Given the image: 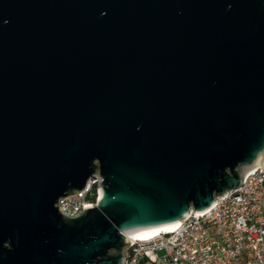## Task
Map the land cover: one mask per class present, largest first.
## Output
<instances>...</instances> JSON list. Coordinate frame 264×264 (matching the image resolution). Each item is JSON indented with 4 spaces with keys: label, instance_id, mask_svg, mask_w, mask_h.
I'll return each mask as SVG.
<instances>
[{
    "label": "water",
    "instance_id": "1",
    "mask_svg": "<svg viewBox=\"0 0 264 264\" xmlns=\"http://www.w3.org/2000/svg\"><path fill=\"white\" fill-rule=\"evenodd\" d=\"M263 160L264 0H0V264H122Z\"/></svg>",
    "mask_w": 264,
    "mask_h": 264
},
{
    "label": "built area",
    "instance_id": "2",
    "mask_svg": "<svg viewBox=\"0 0 264 264\" xmlns=\"http://www.w3.org/2000/svg\"><path fill=\"white\" fill-rule=\"evenodd\" d=\"M260 167L244 174L234 191L209 208L189 211L170 232L127 237L122 264H264V165ZM100 182L94 175L80 191L59 199L58 213L73 219L93 206Z\"/></svg>",
    "mask_w": 264,
    "mask_h": 264
},
{
    "label": "bare ground",
    "instance_id": "3",
    "mask_svg": "<svg viewBox=\"0 0 264 264\" xmlns=\"http://www.w3.org/2000/svg\"><path fill=\"white\" fill-rule=\"evenodd\" d=\"M262 165H264V160L262 162ZM177 224L178 222H175V223H171V224L164 225V226H159V227H155V228H151L147 230L137 231L135 233L127 235V237H137L138 239H148V238L156 236L160 232H164V233L170 232L177 226Z\"/></svg>",
    "mask_w": 264,
    "mask_h": 264
}]
</instances>
